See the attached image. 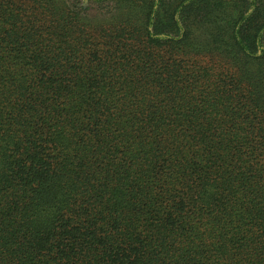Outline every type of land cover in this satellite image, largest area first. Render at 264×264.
Segmentation results:
<instances>
[{"label": "trees", "instance_id": "obj_1", "mask_svg": "<svg viewBox=\"0 0 264 264\" xmlns=\"http://www.w3.org/2000/svg\"><path fill=\"white\" fill-rule=\"evenodd\" d=\"M0 264H264V0H0Z\"/></svg>", "mask_w": 264, "mask_h": 264}]
</instances>
